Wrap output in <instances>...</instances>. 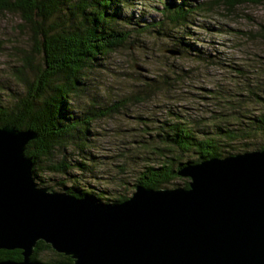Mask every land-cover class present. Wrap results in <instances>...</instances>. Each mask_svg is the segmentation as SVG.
Masks as SVG:
<instances>
[{
  "label": "trees",
  "instance_id": "obj_1",
  "mask_svg": "<svg viewBox=\"0 0 264 264\" xmlns=\"http://www.w3.org/2000/svg\"><path fill=\"white\" fill-rule=\"evenodd\" d=\"M4 1L8 4L11 2V10L20 13L26 24L33 21V28L37 27L36 23H45V37L54 35L55 39L53 44L37 43L36 50H42L46 55L40 66H35L31 59L26 58L21 61L24 64L22 68L27 70L26 75L22 76L13 71L5 81H0V126L11 125L17 129L36 131L38 137L31 140L26 148V154L32 158L34 168L38 165L68 172L71 163L66 158L58 160L56 156L63 141L67 146L74 142L72 145L81 144L83 149H86L84 146L87 145L84 143L96 120L120 112L115 104L122 101L128 104L133 101L132 95L121 91L123 97L109 103L108 108L98 107L101 105L100 101L95 96L91 97L92 92L88 91V79H92L93 73L98 69L101 57H109L131 42L135 36H131L127 27L136 20L126 17L128 13L125 0H80L76 9L70 3L66 6L67 0ZM152 26L157 29L159 21L152 23ZM157 30L163 32L165 28L159 27ZM251 66L254 71L264 73L263 64L251 63ZM93 67L95 70H90ZM20 68L21 66L18 70ZM57 72L63 77L60 88L56 81H51ZM193 72L195 73L191 70L187 74L176 70L173 77L152 76L148 79L145 85L157 93L155 98H161L156 101L159 104L157 107L173 115V119H162L161 122L166 124L167 128L157 131L155 129H161L159 121L149 123L143 116L134 117L130 121L133 112L125 111V116H128L127 124L135 122L142 130L149 128V132L150 128H154L150 138L143 141L139 147L140 150H146L145 153L132 154L128 147L124 149V152H130L128 157L127 153L124 154L125 168L134 163L143 164L144 161L148 165L144 164L140 171H134L137 172L134 182L126 176L131 172L129 167L120 173H111L113 181L104 178L105 184L96 188L99 190L94 191L96 195L92 194L96 200L105 204L126 201L139 182L156 190L173 189L176 187L170 185L180 183V187L189 188L191 177L182 176L179 171L211 157H223L229 138L234 137L244 152L264 151V77L249 71L247 63L235 62L232 65L235 87L234 90H229L218 80L211 86L198 84L196 77L188 80L186 77L192 76ZM222 76L221 82H227L230 69ZM13 80L15 84L12 83ZM18 82L24 85L22 89H18ZM160 84L164 86L153 89ZM6 85L7 87H3ZM10 90L14 97L9 96ZM46 90L52 93L49 99L44 97L43 92ZM160 90L164 91L163 94H160ZM165 94L166 97H163ZM81 96L85 99L87 110L81 116L82 119L77 118L74 121L70 116V97ZM96 108L103 109L100 110V115L94 118L89 116L97 111ZM143 125L145 127H142ZM115 130L119 133L129 131H122V127ZM115 130H111V133ZM211 141H215V144ZM151 149L156 151L147 152ZM237 150L241 152L239 144ZM85 154L89 155V158H85ZM82 155L83 158L79 159L81 170L89 166L88 161L99 162L102 159L89 148ZM193 155L196 157L185 161L186 157ZM108 184L112 186L107 187ZM101 189L103 194H99ZM74 193L87 195L84 189ZM112 193L119 194L111 195ZM32 258L43 264L74 262L73 257L58 252L43 240L37 242ZM5 259H24L23 250L1 249L0 261Z\"/></svg>",
  "mask_w": 264,
  "mask_h": 264
},
{
  "label": "water",
  "instance_id": "obj_2",
  "mask_svg": "<svg viewBox=\"0 0 264 264\" xmlns=\"http://www.w3.org/2000/svg\"><path fill=\"white\" fill-rule=\"evenodd\" d=\"M37 137L0 126V249H25L22 263L0 264H36L39 240L75 264H264V151L188 165L179 174L191 177L189 188L140 186L105 204L38 189L26 154Z\"/></svg>",
  "mask_w": 264,
  "mask_h": 264
},
{
  "label": "rangeland",
  "instance_id": "obj_3",
  "mask_svg": "<svg viewBox=\"0 0 264 264\" xmlns=\"http://www.w3.org/2000/svg\"><path fill=\"white\" fill-rule=\"evenodd\" d=\"M78 1L79 0L68 1L66 2V6H69L70 3L72 7L76 9L78 7ZM165 1L166 0H125L124 2L128 13L126 17L129 20L134 21L136 19H141L144 16L148 18L151 23L159 21V27L165 28V31L163 32L158 30L161 39L156 38L155 43L153 44L152 54L147 58L151 65L157 64L159 60L166 58L164 50L168 38L164 37L167 30L165 21L172 23L177 21L167 15H172V11L165 8L163 9V13H161V11L158 10L157 3H159V7H163L166 3ZM242 1L245 0H235V3L233 5L231 4L232 6H235V8H230L226 5L224 0H190L191 21L194 20V11L201 5L205 7L207 15L212 16L213 18H208L203 9L199 11V22L190 24L192 32H195L198 36L191 37L193 42L171 32L174 34L173 40L177 43L195 44V47L199 49L197 57L191 56L189 59L182 58L175 60L174 63L179 64L177 68L178 71L186 73L195 69L196 73L194 75L197 82L208 86H211L213 83H206L204 77L213 73L215 79L218 78V81L222 85H225L229 90H234L235 82L232 78V65H234L235 62L264 63V26L259 32L248 31L242 27L244 22L243 18L248 15V13L241 8ZM173 2L175 1L168 2L166 5L169 4V7L173 6ZM255 4L258 12L264 16V0L257 1ZM33 6L34 5L32 4V7ZM30 13L32 14V12ZM152 19H155V21H152ZM251 19L255 23H262L260 20H263L262 18L258 19L256 15H252ZM32 23L33 21H30L26 24L22 20L20 13L13 12L11 10V2L8 4L4 0H0V81H5L13 71L22 76L26 75L27 70L22 68V66H24L22 63L23 60L26 58L33 60L34 43L38 41L40 44H43L47 40V37H45L43 32L45 23H36V28H33ZM132 26L136 25L133 24ZM37 30H41V34H37ZM168 32L170 31L168 30ZM246 34L249 35V38L245 41L244 35ZM133 36L137 37V34L134 33ZM135 37L127 44L132 43ZM177 43H174L173 46L179 47ZM243 44L248 45L246 52ZM137 46L138 45L134 44L133 46L121 47L111 56L101 57L100 65H98L97 70H95L94 67L90 69L95 70V72L93 73L92 79H88V91L92 92L90 93L91 97L95 96L100 101L101 105L98 107L103 106L105 109L108 108L109 103L123 97L120 93L121 91H126V88L129 90H139L141 85L135 83L141 82L144 84L150 77H152L149 73H140L135 68L131 67V59L129 61H120L118 58L114 57L115 54H120L126 58V51L124 50L130 47L135 50ZM183 50L187 52L189 49L186 47ZM190 52L191 54L194 52L197 53V51L192 50ZM137 63L142 66L144 65V62L142 61H138ZM206 63H208L206 69L200 67V65H205ZM19 66H21V71L18 70ZM229 69V80L227 82H221L222 75H224ZM12 83L15 84V80H13ZM3 87H7V85ZM23 87L24 85L18 82V89H22ZM10 92L9 96L14 97L12 90H10ZM163 92V90H160V94H163ZM156 95L157 93H155V95L153 94L151 97L135 98L128 104H125L123 101L119 104H115V107L120 110V112L118 111L105 116L102 119L96 120L92 125L91 133L88 135V138L84 143V145H87L84 146L86 149H83L81 144L67 146L63 141V144L60 145L56 152V156L58 160L66 158L68 162L71 163L70 171L76 180V191L80 189L89 191L87 184L81 178V170L79 169V159L83 158L82 154L89 148L93 154L102 157L98 163L88 161L89 165H95V167L100 166L103 169H107L111 158L106 157L113 155V152H110V150L114 151L115 144L118 142H129L134 136L140 135L144 132L139 124L135 122L130 125L127 124L124 115L125 111L127 113H132L134 111L132 114L134 117L143 116V118H146V115H148L149 112L144 110V108L148 106L144 101L147 99H153ZM166 95L167 94L163 95V97H166ZM69 105L70 112H72L70 114L72 120L75 121L77 118L82 119L81 116H83L87 110L85 99L82 96L80 98L70 97ZM96 109L97 111L92 112L89 116L94 118L100 115V110L103 109ZM133 116H130V118ZM121 127L123 128L122 131L129 130L130 128L136 130L128 133H119L115 130ZM142 127L145 126L143 125ZM111 130L115 131L111 133ZM107 148L110 150H107ZM84 157L89 158V155L85 154ZM195 157L196 156L194 155L188 158L186 157L185 161H189ZM105 182L106 181L104 180L97 181V185H103ZM111 186V184L107 185V187ZM170 186L177 188L182 186V183L178 186L173 184ZM115 188H117V186H115ZM101 191L102 189L99 194L104 193ZM118 194L119 193H112L111 195Z\"/></svg>",
  "mask_w": 264,
  "mask_h": 264
},
{
  "label": "bare ground",
  "instance_id": "obj_4",
  "mask_svg": "<svg viewBox=\"0 0 264 264\" xmlns=\"http://www.w3.org/2000/svg\"><path fill=\"white\" fill-rule=\"evenodd\" d=\"M68 1L69 0H67V2ZM172 1H175V2H173L174 3L173 6L167 7L166 4L168 2H172ZM224 1L228 7L235 8V6H232L235 3V0H224ZM257 1H260V0H245V1L241 2V8L248 13V15H246L243 18L244 22L242 24V27L247 29L248 31L259 32L263 29V26H264V16L258 12L257 6L255 4V2H257ZM165 2L166 3H165V5H163V7H159V3H157L158 4V10H160L161 13H163V9H165V8L172 11V13H173L172 15H170V14H167V15L169 17H172L175 20H177L176 22H173V23L169 22V21H165L167 30H166V33L164 34V37L168 38V42L165 44L166 48L164 50L166 58L163 60H159L157 62V64H154V65H151L149 63V61L147 60V58L150 57L152 54L153 44L155 43L156 38L161 39V37H160V32L157 29H154L151 21L144 16L141 19H136V21L134 23L129 24L127 27L128 30H130V32H131V36L134 33H136L137 37H135V39L133 40L132 43L127 44L126 46H133L134 44H136V45H138L136 47V49L134 50L131 47L126 48V50H124V51H126L125 52L126 58H124L120 54L114 55V57L118 58L120 61H129L131 59V61L134 63V67L136 70H145L146 72H148L149 74H151L154 77L171 76L175 73V71L177 70V68L179 66V64L174 63L175 60L181 59V57H183L185 59H189L191 56H194V57L198 56L199 49H197L195 47V44H190V43L185 44L182 42L177 43L176 41L173 40L174 39L173 33H176L179 36L184 37L187 40L193 42L191 40V37L192 36L198 37V36L195 32H192V29L190 28V24H192L194 22H199V16H200L199 11L200 10L203 9L205 14L207 15V13L205 11V7H203L201 5L200 7H197V9L194 11V13H193L194 20L191 21L190 20V8H191L190 0H166ZM252 15H256L258 19L262 18L263 20L262 21L260 20V22H262V23L253 22L251 19ZM207 17L213 18L212 16H209V15H207ZM133 24L136 26H132ZM62 25L63 24H61V26ZM62 28H63V26H62ZM168 30L170 32H168ZM171 32H173V33H171ZM37 34H41V30H37ZM244 36H245V41H246L249 38V35L246 34ZM59 38L61 40L60 36H59ZM54 39H55V36L52 35V36L47 37V40L45 42H49L50 44H53ZM37 43H39V42L37 41L34 43L32 62L35 64V66H40L42 59H44V60L46 59V55H44L42 53V50H41V52L39 50L38 51L36 50ZM174 43H177L179 45V47L173 46ZM243 46H244V49L246 52V49H248V45L243 44ZM186 47L189 49L187 52L183 50ZM191 50L197 51V53L194 52L191 54V52H190ZM112 51H114V50H112ZM105 56H107V55H105ZM138 61L144 62L143 63L144 65L142 66L141 64L137 63ZM259 61H261V60H259ZM243 62H248V61H243ZM237 63H240V61H238ZM247 64L249 67V71H251L252 73H256L257 76L264 77V73H261L260 71H254L253 70V67L251 66V62H249ZM262 64L264 67V63H262ZM62 79H63V77L57 72L51 78V81H56L58 88H60V86L62 84ZM215 80H218V78L215 79V76L213 75V73L211 75H207L204 77V81L208 82V83H213V82H215ZM135 84L141 85L139 90H129L126 88L128 95H132L133 100L135 98L153 96L150 88L147 85H145L141 82L135 83ZM43 94H44V97L46 99H49L52 96V93L47 92V90H46V92H43ZM159 99H161V98L147 99L144 101L145 104L148 105L147 107L144 108V110H147L149 112V114L146 115L145 119H147L149 123L151 121L153 123L154 120L159 121V125L161 126V129H155L157 131H160V130L167 128V125L161 122L162 119H165V120L173 119L172 116L168 112L161 110L160 108L157 107V106H159V104H157L156 101ZM170 102H173V100H170ZM124 115H126V114H124ZM125 117L127 119L128 116H125ZM130 119H131L130 121H132L134 119V116ZM130 124H131V122L128 123V125H130ZM12 127H14V126H12ZM133 129L134 128H130L128 132L135 131V129L134 130ZM18 130H22V129H18ZM148 130H149V128L145 129L142 134L134 136L133 139L130 140L129 142H118V143H116L114 151L107 148V150H110V152H113L112 156L106 157V158H111L107 169H103L100 166L95 167V165H89L87 168H85L83 170L80 169L81 170L80 171L81 178L87 184V186L89 188V191H87V195H80V194L74 193L76 191L75 190L76 180H75V177L73 176V174L70 170L68 172H66L65 170L54 168L52 166H51L52 168H50V167H39L38 165H36L37 168H34V164H33L32 165V181L38 189L44 190L46 193H50V194L71 193L72 195H75L78 197H87V198H90L91 200H93L94 202L100 203V201L96 200L92 196V194L96 195L94 193V191L95 192L99 191L96 189L100 186V185H97V181L104 180V178H109L111 181H113V176L111 173H120L122 171H125V169L127 167H129V170H131V172L127 173L126 176L128 177V179L131 182H134L135 179L137 178L136 177L137 172H134V171L136 169H137L136 171H140L142 169L143 165L147 164V162L144 161L143 164L134 163V164L127 165L125 168V164H124V161H125L124 156L125 155L124 154L127 153L126 157H128L130 155V152L129 151L124 152V149L126 147H128L129 149H131L132 154L141 155L142 153H145L146 150H140L139 147H141V145L143 144V141L150 138L151 131H154V128L153 127L150 128V132ZM211 143L214 145L215 141H211ZM238 144L240 145L241 152L237 150ZM235 149H236V152H235ZM224 150H225V153L223 154V157H219L216 159L226 160L227 158H234V157H237L239 155H245L246 153H249V152H244L241 144L234 137L228 139L227 146H225ZM151 151H156V150L151 149V150H148L147 152L151 153ZM190 155H192V154H190ZM93 163H98V162H93ZM140 186H145V185H143L141 182H139L135 186V190ZM145 187H147V186H145ZM112 204H118V203L113 202ZM43 241H46V240H43ZM46 242L51 244L55 250L60 252L58 249L55 248L53 243L48 242V241H46ZM36 244L32 246V254L30 255V259L33 263L43 264L41 261H38V260H35L32 258ZM4 249L5 250H13V249H8V248H4ZM14 249H22L23 253L25 251L24 248H14ZM61 253H63V252H61ZM70 256L73 257L72 255H70ZM73 259H74V262L71 264H75V262H76V259L74 257H73ZM24 260H25V255H24V259H21V260L5 259V260H1L0 262L9 261V262H14V263H22Z\"/></svg>",
  "mask_w": 264,
  "mask_h": 264
}]
</instances>
